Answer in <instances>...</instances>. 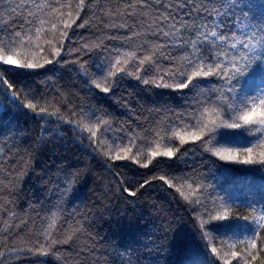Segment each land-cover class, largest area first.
Masks as SVG:
<instances>
[{"label": "trees", "instance_id": "obj_1", "mask_svg": "<svg viewBox=\"0 0 264 264\" xmlns=\"http://www.w3.org/2000/svg\"><path fill=\"white\" fill-rule=\"evenodd\" d=\"M240 3H250V14L257 17L264 11V0ZM78 4L0 0V28L5 34L14 30L30 37L14 59L43 65L23 69L0 63V79L13 85L9 89L0 82V264H244L252 217L264 208V165L221 160L200 141L181 145L178 137L169 139L173 131H193L185 125L195 124L203 108L213 106L219 90L227 95V78H201L195 88L178 90L163 85L181 78L161 71L181 66L189 48L178 41L193 38L189 29L194 22H222L218 33L231 36V25L242 19L240 7H231L229 0H85L82 9ZM41 19L47 23L39 25ZM62 20L74 23L66 28ZM38 27L43 29L39 33ZM232 31L243 39L239 27ZM162 32L174 34L165 37ZM233 42L222 48L212 45L211 54L239 56L228 46ZM157 44L164 47L157 51ZM153 51L155 63L145 65L147 71H137L139 61L132 60L123 66L125 72L101 81L121 54L135 52L143 58ZM221 60L230 70L221 56L206 58V63ZM234 62L238 67L242 63ZM145 79L150 82L145 84ZM262 80L264 72L257 68L233 83L237 93L255 96L264 87ZM28 103L36 110L26 107ZM40 108L46 111L40 113ZM89 128L97 130L96 137ZM219 132L229 135H217V147H254L255 159L264 152V135L244 129ZM117 145L132 147L129 158L115 160L105 154ZM157 145L161 151L172 148L176 155L157 157L144 167L148 150ZM138 150L144 154L131 159ZM144 181L149 183L141 187ZM188 185L195 189L191 200L181 195L188 193ZM221 206L230 210L229 217L211 221L214 229L206 244L199 222L221 212ZM53 214L57 224L46 238ZM262 238L264 230L251 250L256 255L251 264L264 260ZM52 240L59 242L41 254V246ZM232 251L241 258H233Z\"/></svg>", "mask_w": 264, "mask_h": 264}, {"label": "snow or ice", "instance_id": "obj_2", "mask_svg": "<svg viewBox=\"0 0 264 264\" xmlns=\"http://www.w3.org/2000/svg\"><path fill=\"white\" fill-rule=\"evenodd\" d=\"M231 7H240L241 18H237L238 23H233L229 29L231 32V36L228 34H220L217 31V28L222 27V22L220 24L209 25L206 22L200 25L192 24L189 29L192 31V39L188 41H178V43H183L188 46L189 52L187 55L181 57L182 64L180 67L175 70L167 69L161 71H167L169 75L172 77L181 78L174 85L164 84L165 87H175L178 90L195 88L197 86V81L201 78H206L210 76H220L227 78L228 87L226 89L227 95L225 94V90H219L220 94L217 97L216 101H213L212 107H204L199 118L196 119L195 124L185 125V129L191 127L193 129L192 132H186L184 135L179 132H172L173 137H178L181 145L186 143L188 140L191 141H200L204 146L205 151L212 153L213 155L219 157L221 160L233 161L237 163H242L246 165H254L261 164L264 165V152L260 153L259 159L253 158L254 147H246L242 150L234 149L230 147H217L219 144V140L216 139L217 135L227 136L229 133L227 132H219L220 129H244L246 131L258 133L264 135V87L259 88V94L255 96H250L247 93L241 95L237 93L235 84L233 81L238 83L239 78L244 77L246 74L255 71L257 68L264 72V11L261 12V15L257 17L255 14L251 13L252 5L246 4L241 5L240 0H229ZM85 6V0H79L78 9H82ZM61 9L66 7H71L70 5H60ZM262 9H264V3L260 5ZM248 8L249 11H245L244 9ZM52 13L58 12L57 8L51 9ZM220 13L217 12V15ZM30 15H32L30 13ZM60 15L63 16L64 13L60 12ZM76 15L79 16V11L76 12ZM68 16L72 17V12H68ZM231 20V17H229ZM246 21V22H245ZM29 24L31 21H26ZM47 23L46 20H39V25H44ZM61 23L64 24V27H71V23H74V20L69 22L67 20H62ZM81 27L83 25H80ZM52 29L55 30L57 28L56 24L51 25ZM182 27H186L182 25ZM239 27L241 30V35L243 39H240L236 36V33L232 31V28ZM42 27H38L36 29L37 33L41 32ZM194 30V31H193ZM175 31H179L176 29ZM174 33L172 32H162V35L165 37L171 36ZM63 35H67V33H63ZM26 39H30L29 36L22 34L19 31L10 30L7 34H5L4 29L0 28V63L8 66H14L17 68L23 69H35L42 67L43 65L28 62L26 59L17 60L14 59V56L18 55V47L23 46L24 41ZM230 40H234L235 42L228 44L231 49L238 50L239 56L229 57L224 52H217L216 54H211V46L217 45L218 47H223ZM49 43H51L49 41ZM239 46V48H238ZM157 51L162 49L164 45L157 44L154 46ZM55 52L57 55L60 52V48H56ZM208 53L209 56L206 57L205 53ZM162 54V53H161ZM156 52L153 51L149 55L143 56V58L137 57L135 52H128L121 54V57L118 58L115 63L108 69L107 75L101 76V81L106 82L109 77H115L117 74L125 72L126 68L124 65H128L132 60H138L139 63L137 65V71L140 69H147L145 65H152L155 63L154 56ZM217 56L223 57L229 61L231 65V69L229 70L221 60L218 63L209 64L206 63V58H210L211 60H216ZM236 60L242 61L240 66L234 62ZM45 63H51V61H45ZM117 65H121L117 67ZM158 67V66H157ZM115 68V71L112 69ZM231 72V74H229ZM132 75L133 73H128ZM0 77H2V73H0ZM138 79L140 77H137ZM160 80H163L164 77L160 76ZM0 82L7 85L9 89L13 87L11 83L7 80L0 79ZM145 84H148L150 81L145 79L143 81ZM154 82V81H151ZM97 88H101L102 84L100 82L93 81ZM262 84H264V80H262ZM104 92H108L109 87H103ZM235 94V95H234ZM13 96L16 95L15 92L12 93ZM231 97V99H230ZM26 107L36 110V105L33 103H28ZM46 109L40 108L39 112L44 113ZM55 114V113H52ZM100 124H106L107 121H100ZM98 130L99 125L95 126ZM91 133V137H96L97 130H93L92 128L88 129ZM134 145V141H132ZM261 144H264V140H261ZM118 149V150H117ZM113 151H115V155H112ZM132 151L131 146L120 147L116 146L115 148L110 147L109 150L105 153L106 155H110L112 159L122 160L129 158L128 153ZM178 151V150H177ZM124 152V155L121 156L119 153ZM144 153L141 151H137L131 159H136L137 156H142ZM149 159L144 167H147L148 164H151L153 159L157 157H168L172 158L176 155V152L173 151L172 148H166L165 150H159V145L156 146V150H148ZM241 155L244 157L241 159ZM161 180H164L165 177L161 176ZM149 181H144V185L148 184ZM188 193L181 192V195L184 196L186 200H191V197L195 195V189H192L191 185L187 186ZM127 191V189H126ZM135 195V192L131 193ZM199 203V200L195 201ZM222 211L218 212L215 216L209 214L208 220H200L199 228L201 229V235L207 244L209 239L212 236V232L214 229V225L211 221L225 220L229 217V209L221 206ZM255 211V209H254ZM247 220L248 217H245ZM57 224V217L53 214L51 218V222L48 225V228L44 230L46 234V238L51 236L50 229L55 228ZM251 238L249 241V248L246 250L247 255L243 257L244 264H251L252 260L256 259V255L251 254V250L257 248V239L256 237L259 235L260 230H264V208H262L258 215H254L251 220ZM78 231V230H77ZM72 236L68 237V240H71ZM59 241L52 240L51 243L45 247L41 246L40 253L47 254L48 248L51 247L52 244L58 243ZM67 243V240L64 241ZM225 247L234 248L235 244H229L227 242H223ZM261 244L264 245V238L261 239ZM210 251L213 254L219 255V250L216 247H211ZM0 255H3L0 253ZM231 256L233 258H237L238 260L241 258V253L232 251ZM250 256V259H248ZM225 264H231V261L225 260ZM261 264H264V260H261Z\"/></svg>", "mask_w": 264, "mask_h": 264}]
</instances>
